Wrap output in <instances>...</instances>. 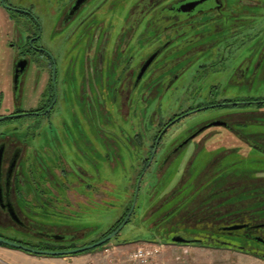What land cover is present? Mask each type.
I'll return each instance as SVG.
<instances>
[{
    "label": "flooded vegetation",
    "instance_id": "flooded-vegetation-1",
    "mask_svg": "<svg viewBox=\"0 0 264 264\" xmlns=\"http://www.w3.org/2000/svg\"><path fill=\"white\" fill-rule=\"evenodd\" d=\"M79 1L0 0V23L6 17L5 21L17 24L14 31L17 42L6 55L10 103L8 96L3 101L5 91L2 90L0 110L3 107L5 110L0 112V117H6L4 121L24 118L20 125L0 130V148H3L0 224L23 232L47 234L55 241H73L80 233L91 230L88 224L82 231L70 227L63 233H45L34 229L30 215L47 213L46 207L55 209L59 203L67 207L81 201L88 208L92 189L99 197L103 196L107 159L111 160L113 153L122 160L123 150L133 167L138 162L143 164L134 188L133 200L137 199L142 189V183L138 186L137 182L145 175L141 176L142 173L152 170L155 181H161L166 169L185 147L191 146L192 152L186 157L175 185L163 192V202L157 207L152 204L148 211L146 203L144 219H151L149 228L160 231L169 224L166 230L176 229L180 232L177 235L190 243H219L243 250L248 243L264 246V174L225 160L239 152L256 151L264 155V127L258 131L247 127L264 126V95L211 101L204 106H245L246 109L219 118L224 124L218 126L220 131L229 133L235 143L206 154L205 164L198 173L194 169L195 160L200 148L208 144L203 145L196 139L207 129L196 130L175 147L168 145L172 149L162 161L156 158L170 129L203 107L177 113L156 132L150 122L151 115L150 125L147 123L139 130L132 128L131 133L123 128L117 132L116 128L106 127L107 92L117 111L125 106L129 109L143 81L147 87L140 101L146 102L153 93V79L158 82V77L165 76V82L169 83L178 75L183 77L192 62L214 50L212 54L219 56L218 60L204 63L201 68L217 72V66L223 64L227 55L236 58L245 51L249 39H257V43L248 47L250 53L243 60L230 64L232 72L228 82L240 87H263L264 0H136L134 3L130 0L125 5L123 0H83L78 5ZM230 3L234 9H230ZM142 22L151 24L150 37L157 29L167 39L133 69V50L126 40L132 37L131 30ZM205 23L212 25L210 37L200 32V25ZM222 24H226L225 32ZM199 26L200 31L186 40V34L192 28L198 31ZM176 38H182L171 51L178 54L174 58L177 62L162 69L167 64L163 62L157 68V78L153 77L152 67L159 55L168 50L164 46ZM194 38L197 40L193 47L184 44ZM224 38L229 45L217 47ZM55 40L57 45L52 47ZM70 41L73 43L69 46ZM235 44L237 47H229ZM154 55L155 59L143 73ZM127 59L131 62L125 63L122 69L119 61ZM76 60L82 61L78 80L73 79ZM182 63L185 66H180ZM177 66L180 68L175 70ZM150 71L152 76L145 81ZM211 145L212 150L217 149ZM155 162L156 166L159 164L156 171L152 169ZM144 196L149 202L154 194L150 190ZM186 234H192V238Z\"/></svg>",
    "mask_w": 264,
    "mask_h": 264
},
{
    "label": "rangeland",
    "instance_id": "rangeland-1",
    "mask_svg": "<svg viewBox=\"0 0 264 264\" xmlns=\"http://www.w3.org/2000/svg\"><path fill=\"white\" fill-rule=\"evenodd\" d=\"M135 1L136 0H132L133 3ZM129 2L130 0H123L122 5L129 4ZM231 8H233L232 3H230V9ZM5 18L6 17H4V21L2 20L3 23H0V94L2 93V90L5 91L3 101L6 100L7 96L8 100L11 97L10 93H7L9 92L7 87V68L9 67L7 65L6 55L10 53L9 50L12 49L13 44L17 42L16 37L14 36V31L17 30V24L5 21ZM5 22L8 23V26L5 25ZM122 25H124V21L121 26ZM150 25V23L148 24L146 22L138 23L137 26L131 30L133 31L132 37L126 41L128 43V47L133 50L131 54L134 56L132 62L128 61V59L119 61L122 65V69H124L125 63L130 62L131 68L135 69L138 67L137 65L140 61L146 59V56L149 55L151 51L160 48L161 45L166 42L167 38L161 34L162 30L153 28L154 36H149L148 33L151 32V30L149 31L148 28ZM225 25L226 24H222L223 32L226 31L224 27ZM200 26L198 31L192 28L186 34V40L194 36V34L199 31L210 37L211 34L209 33L212 30V25L205 23ZM186 28L187 30L190 29L189 27ZM169 30V32L172 31L170 28ZM155 32H157V35ZM181 40L182 38L180 40L176 38L164 46L165 48H168V50L161 53L162 55H159V58L152 67L151 71L154 74L153 77L157 78L156 76L159 73L157 68L163 62L167 64H165L166 67L162 69H166L168 66L177 62L174 61V58H176L178 54L171 53V51L181 43ZM195 40L197 39L194 38L191 41H186L184 44H189L190 47H193ZM71 42L73 43V41H70L69 46ZM123 42H125L124 39ZM53 43L52 47H55V45H57L56 40ZM256 43L257 39L247 40V44L245 45L246 49H244L245 51H241L236 58L227 55L223 64L220 63V66H217V72H208L201 68V65L204 63L209 64L218 60L219 56L216 57L212 54L215 52L214 50L212 53L203 55L199 60L192 62L183 77L178 75L169 83L165 82V76L158 77V82H156V79H153V93L151 98H149L146 102L140 101V99L144 96L142 93L147 87L143 81L138 88V95L135 97L131 108L129 107L128 109V107L125 106V108L120 110V112L117 111V107L113 104L114 100L110 98L109 92H107L106 127L116 128L115 130L117 132L119 128H123L127 132L131 133L130 129L132 128L136 130L145 128L147 123L149 124L151 115L152 121L150 120V122H153V131L156 132L177 113L186 111L192 107L197 108L201 106L203 107L202 109L189 113L187 116L183 117L185 119L182 118L183 121L170 129L162 143L163 147H160L157 151L158 157L156 158L157 160L162 161L168 151L172 149L171 147L168 149V145H173V147H175L186 136L194 133L196 130L201 129L200 131L203 132L204 129H207L196 139L203 145L208 144V147L200 148L198 160H195L194 169L196 170V173H198V171L201 170L205 164L206 154H213L217 152L222 145H224L221 147L223 149L225 146L235 143V140L229 133L221 132V127H218L219 125H214V123L218 122L221 116H224L229 112L246 109L245 106H222L214 108H204V106L209 104L211 101H223L226 99H235L241 96L258 97L264 95V86L260 87L254 85L249 87H240L239 85L228 82L232 72L230 64L243 60L247 54L250 53L247 52L248 47H254L253 45ZM225 45H229L227 38L220 40L217 47H223ZM229 47H237V45L235 44ZM130 59H132V56L129 57V60ZM232 59H234V61ZM81 65V60L74 61V80H78L80 78V70L82 68ZM182 65H184V63L180 66ZM180 66H177L175 70L180 68ZM151 71L146 76L145 81L150 79L152 76ZM8 103H10V100ZM4 110L5 109L3 107L0 112L3 113ZM23 119L24 118H22V120L13 119L2 121L0 122V130L12 127L13 125H20L21 122H23ZM247 127L250 131H258L264 126L253 124L247 125ZM211 144L217 146V149L212 150ZM207 148L208 151H206ZM190 149H192L191 146L184 148V150L179 154L177 160H175V162L170 165L168 169H166L161 181H155V176L151 175L152 170L147 173H142L141 176L145 175L143 176V179L141 177L138 179L137 184L139 186L142 183V189L137 199L133 200L134 188L136 186L137 177L143 168V164L138 162L133 167L129 157L126 155L127 152L123 150L121 153L123 157L122 160L117 159L113 153H111V160L107 159V164L104 170L106 182L104 184L103 196L99 197L97 195L98 192L92 189L89 194L88 208L85 204H82L81 201H79L76 206L71 204L70 206L64 207L63 204L60 205L59 203V206L55 209L46 207L45 209L48 210L47 213L34 214L31 212L32 215H30L29 219L34 229H38L41 232L45 231V233H63L70 227L74 231H82L81 229H85L86 224H88L87 226L91 230L84 234L80 233V236L73 241H55L47 236V234H37L26 230L23 232L19 229H13L12 226H5L1 224L0 236L8 239H14L18 242L21 241L22 244L34 248L43 249L45 247H51L58 250L71 249V247L82 246L86 243L88 244L94 239H98L109 233L116 227L118 222L125 215H127L130 207H132L134 201L136 200L138 205L130 221L123 228V230L109 242L118 244L129 243L134 244L135 246L140 244H150L153 246L160 245L161 254L158 257L162 264H264V246L259 243H248V247L244 250L240 247H230L219 243H173V236L179 234L180 232L173 228L166 230L169 224H167L163 230L160 229V231H158L159 229L154 231L149 228L151 219H144L146 215L145 213L152 207V204L153 207L160 205L163 202V199L161 198L163 196V192L168 190L172 185H175V179H177V176H179L180 172L185 167V161L188 159H186V157H188V154L192 152L189 151ZM225 160L226 162H238V166L241 168L245 167L249 170H257L258 172L264 174V155L259 154V152H239L229 155ZM158 167L159 164L156 166L155 162L152 169L154 168L155 170L158 169ZM96 183L97 182H95V184ZM150 190H152L154 197L152 200L147 202L144 193ZM79 200L81 199L79 198ZM73 201L75 202V200ZM146 203L148 204L147 211L145 208ZM186 236L192 238V234H186ZM107 243L91 251L99 250L104 246L111 245ZM14 250L22 251L0 245V264H47L49 262H40V260L43 259L42 257H54L35 255L25 251L24 252L30 256H24Z\"/></svg>",
    "mask_w": 264,
    "mask_h": 264
},
{
    "label": "water",
    "instance_id": "water-1",
    "mask_svg": "<svg viewBox=\"0 0 264 264\" xmlns=\"http://www.w3.org/2000/svg\"><path fill=\"white\" fill-rule=\"evenodd\" d=\"M83 2V0H80L78 5ZM77 5V6H78ZM156 55L152 56L149 61L146 63L145 68L143 69V73L146 70V68L153 62V60L155 59ZM6 119V117H0V122L4 121ZM214 125H224L222 122H215ZM2 154H3V148H0V180H1V175H2ZM136 206V200L134 201V204L132 205L129 213L127 214V216L125 217V219L122 221V223L116 228L114 229L110 234L106 235L105 237H103L102 239L93 242L91 244L82 246V247H77V248H72V249H65V250H49V249H40V248H34L25 244H22L20 242L5 238L3 236H0V243L7 245L11 248L14 249H19L31 254H35V255H41V256H70V255H76L79 253H83V252H87L90 250H93L99 246H102L104 244H106L107 242L111 241V239L115 238L122 230L123 228L127 225V223L130 221L131 215L135 209ZM172 242L173 243H186V244H190V240L186 239L185 237L181 236V235H175L172 238ZM264 244V243H263Z\"/></svg>",
    "mask_w": 264,
    "mask_h": 264
},
{
    "label": "crops",
    "instance_id": "crops-1",
    "mask_svg": "<svg viewBox=\"0 0 264 264\" xmlns=\"http://www.w3.org/2000/svg\"><path fill=\"white\" fill-rule=\"evenodd\" d=\"M99 250L89 251L71 256L42 257L40 262L47 264H128L131 254L137 246L134 244L109 243ZM135 246V247H134ZM13 250V249H10ZM24 256H30L24 251H16Z\"/></svg>",
    "mask_w": 264,
    "mask_h": 264
},
{
    "label": "built area",
    "instance_id": "built-area-1",
    "mask_svg": "<svg viewBox=\"0 0 264 264\" xmlns=\"http://www.w3.org/2000/svg\"><path fill=\"white\" fill-rule=\"evenodd\" d=\"M160 245L140 244L131 254L128 264H162L159 260Z\"/></svg>",
    "mask_w": 264,
    "mask_h": 264
},
{
    "label": "trees",
    "instance_id": "trees-1",
    "mask_svg": "<svg viewBox=\"0 0 264 264\" xmlns=\"http://www.w3.org/2000/svg\"><path fill=\"white\" fill-rule=\"evenodd\" d=\"M126 217V215L118 222V224L116 225V227L115 228H113L109 233H107L106 235H108V234H110L114 229H116L119 225H120V223L124 220V218ZM106 235H104V236H106ZM11 240H14V239H11ZM108 243H111V242H108ZM107 243V244H108ZM0 245H2V246H5V247H9V246H7V245H4V244H1L0 243ZM44 249V248H43ZM53 249V248H52ZM87 252H89V251H87Z\"/></svg>",
    "mask_w": 264,
    "mask_h": 264
}]
</instances>
